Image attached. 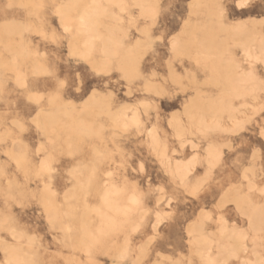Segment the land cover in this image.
I'll return each instance as SVG.
<instances>
[{"label":"rangeland","instance_id":"374dc122","mask_svg":"<svg viewBox=\"0 0 264 264\" xmlns=\"http://www.w3.org/2000/svg\"><path fill=\"white\" fill-rule=\"evenodd\" d=\"M263 51L264 0H0V264H264Z\"/></svg>","mask_w":264,"mask_h":264},{"label":"bare ground","instance_id":"6f19581e","mask_svg":"<svg viewBox=\"0 0 264 264\" xmlns=\"http://www.w3.org/2000/svg\"><path fill=\"white\" fill-rule=\"evenodd\" d=\"M108 1V0H107ZM103 9V8H102ZM97 11V10H96ZM89 12V11H88ZM98 12V11H97ZM104 13V12H103ZM84 14V13H83ZM82 14V15H83ZM90 14H93V13H90ZM89 14V15H90ZM95 14V13H94ZM85 15H86V13H85ZM96 15V14H95ZM100 15V14H99ZM103 15V14H102ZM93 16V15H92ZM91 16V17H92ZM98 16V15H97ZM81 17V16H80ZM86 17H84V16H82V19L84 20ZM88 18H89V16H88ZM93 18V17H92ZM87 19H85L84 21H86ZM89 20V19H88ZM88 22V21H87ZM95 22H98V21H95ZM88 23H91V22H88ZM87 25V24H86ZM88 27H89V25H87ZM92 26V25H91ZM97 26V25H96ZM85 29V28H84ZM89 31H91L89 28H87ZM97 28H95V30H96ZM87 30V31H88ZM93 34H94V32H93ZM93 37V36H92ZM263 42V41H262ZM108 43V42H107ZM260 43V42H259ZM206 45V44H205ZM245 45V44H244ZM243 45V47H245V48H247L246 46H244ZM263 45V44H262ZM259 46V45H258ZM206 47V46H205ZM204 47V48H205ZM244 48V49H245ZM259 49H260V47H259ZM262 50V49H261ZM250 52V51H249ZM254 52V51H253ZM264 52V51H263ZM262 52V53H263ZM246 54V53H245ZM248 56V55H247ZM264 57V56H263ZM254 58V57H253ZM258 59V58H257ZM255 60V59H254ZM264 60V59H263ZM249 77V76H248ZM250 78V77H249ZM260 88V87H259ZM135 119V118H134ZM110 190V189H109ZM105 199V198H104ZM130 199V198H129ZM106 202V203H105ZM104 203L106 204V205H109V204H111V201H110V198L109 197H107V199H105V201H104ZM107 208V207H106ZM116 209V208H115ZM119 209V208H118ZM99 210V209H98ZM121 210V209H120ZM100 211V210H99ZM116 212V211H115ZM119 212V211H118ZM104 216H105V214H104ZM106 219V218H105ZM105 221V220H104ZM113 222V221H112ZM83 231V230H82ZM88 236V235H87ZM86 236V234H85V237H87ZM197 238V237H196ZM195 245V244H194ZM14 246V245H13ZM7 248H9V247H7ZM4 249V248H3ZM13 249V248H12ZM5 250V249H4ZM15 250V249H14ZM6 251V250H5ZM9 251H10V253H9ZM9 251H7L8 253H9V255H8V260L6 259V261H13V262H15V263H17V262H21V259H20V256L21 255H19V253L20 252H18V251H16V252H13V251H11V250H9ZM25 256V255H24ZM22 257V256H21ZM23 259V258H22ZM25 260V259H24ZM22 261L20 264H22L23 262L25 263V261ZM27 262V261H26ZM23 263V264H24ZM8 264H9V262H8Z\"/></svg>","mask_w":264,"mask_h":264},{"label":"snow or ice","instance_id":"6c2138e0","mask_svg":"<svg viewBox=\"0 0 264 264\" xmlns=\"http://www.w3.org/2000/svg\"><path fill=\"white\" fill-rule=\"evenodd\" d=\"M63 85H61L62 87ZM45 173L46 175H51V174H54V169L49 165L45 168ZM112 193L111 192H108V191H105L104 193V197L105 199H107L108 196H110Z\"/></svg>","mask_w":264,"mask_h":264}]
</instances>
